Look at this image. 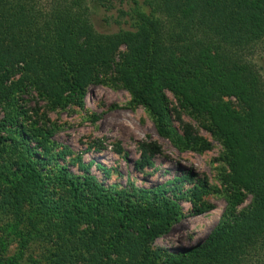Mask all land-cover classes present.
Instances as JSON below:
<instances>
[{
  "label": "trees",
  "instance_id": "obj_1",
  "mask_svg": "<svg viewBox=\"0 0 264 264\" xmlns=\"http://www.w3.org/2000/svg\"><path fill=\"white\" fill-rule=\"evenodd\" d=\"M114 3L133 25L99 32L92 9ZM258 50L264 51V0H0L2 202L29 205L33 226L48 233L81 232L86 264H264ZM108 72L158 120L167 115L169 90L223 146L225 191L237 199L245 191L250 205L226 209L201 242L168 253L153 247L179 215L163 185L114 189L90 173L47 171L48 136L41 127L24 128L19 96L30 89L51 107L80 105L86 86ZM224 96H233L239 109Z\"/></svg>",
  "mask_w": 264,
  "mask_h": 264
},
{
  "label": "rangeland",
  "instance_id": "obj_2",
  "mask_svg": "<svg viewBox=\"0 0 264 264\" xmlns=\"http://www.w3.org/2000/svg\"><path fill=\"white\" fill-rule=\"evenodd\" d=\"M38 1L44 5L49 0ZM119 8L117 3L109 10L94 7L95 29L111 33L131 27L132 20L122 17ZM124 52V45L116 50L115 62ZM254 61L264 81V51L258 50ZM101 79L86 86L80 105L51 107L34 90L18 94V104L26 112L19 118L24 128L41 127L48 136L47 171L62 167L74 175L90 173L114 189L163 185L167 195L176 199L179 215L153 247L168 253L201 242L226 209L237 212L250 205L252 196L245 191L238 199L225 191L222 178L228 168L223 146L193 113L179 106L169 90H164L167 115L158 120L115 81L113 72ZM223 99L239 109L233 96ZM4 115L0 104V120ZM37 153L43 151L37 148ZM9 159L15 158L9 155ZM2 187L0 181V264H86L81 232L58 235L39 223L34 227L30 206L2 202Z\"/></svg>",
  "mask_w": 264,
  "mask_h": 264
}]
</instances>
